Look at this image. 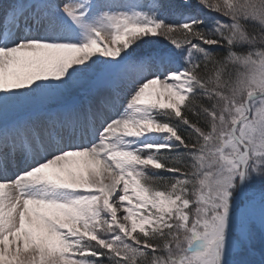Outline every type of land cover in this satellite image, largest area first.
I'll use <instances>...</instances> for the list:
<instances>
[{
    "label": "snow or ice",
    "instance_id": "obj_1",
    "mask_svg": "<svg viewBox=\"0 0 264 264\" xmlns=\"http://www.w3.org/2000/svg\"><path fill=\"white\" fill-rule=\"evenodd\" d=\"M197 4L0 0V264H264V0Z\"/></svg>",
    "mask_w": 264,
    "mask_h": 264
},
{
    "label": "bare ground",
    "instance_id": "obj_2",
    "mask_svg": "<svg viewBox=\"0 0 264 264\" xmlns=\"http://www.w3.org/2000/svg\"><path fill=\"white\" fill-rule=\"evenodd\" d=\"M117 207L119 208V206L117 205ZM121 214H123V211H122V209L118 212V216L119 215H121Z\"/></svg>",
    "mask_w": 264,
    "mask_h": 264
},
{
    "label": "rangeland",
    "instance_id": "obj_3",
    "mask_svg": "<svg viewBox=\"0 0 264 264\" xmlns=\"http://www.w3.org/2000/svg\"><path fill=\"white\" fill-rule=\"evenodd\" d=\"M119 206V205H118ZM123 214L119 215V216H122ZM121 222H124L123 220H121Z\"/></svg>",
    "mask_w": 264,
    "mask_h": 264
},
{
    "label": "trees",
    "instance_id": "obj_4",
    "mask_svg": "<svg viewBox=\"0 0 264 264\" xmlns=\"http://www.w3.org/2000/svg\"><path fill=\"white\" fill-rule=\"evenodd\" d=\"M206 102V101H205Z\"/></svg>",
    "mask_w": 264,
    "mask_h": 264
}]
</instances>
